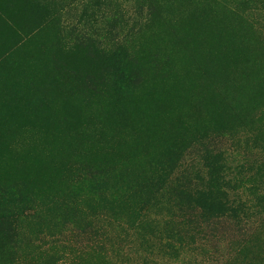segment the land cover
I'll use <instances>...</instances> for the list:
<instances>
[{"label": "rangeland", "instance_id": "374dc122", "mask_svg": "<svg viewBox=\"0 0 264 264\" xmlns=\"http://www.w3.org/2000/svg\"><path fill=\"white\" fill-rule=\"evenodd\" d=\"M0 264H264V0H0Z\"/></svg>", "mask_w": 264, "mask_h": 264}, {"label": "trees", "instance_id": "16d2710c", "mask_svg": "<svg viewBox=\"0 0 264 264\" xmlns=\"http://www.w3.org/2000/svg\"><path fill=\"white\" fill-rule=\"evenodd\" d=\"M202 167L197 171L196 189L190 195V202L200 205L205 219L229 217L243 211V204H235L230 196L231 178L222 152L205 147L202 157ZM93 192L100 196L101 186L95 184ZM10 201H20V192L13 191ZM15 194V195H14ZM237 202V201H236ZM23 209V208H19Z\"/></svg>", "mask_w": 264, "mask_h": 264}]
</instances>
